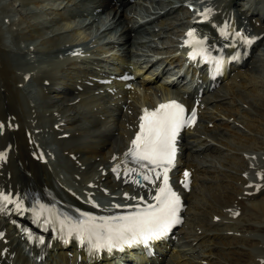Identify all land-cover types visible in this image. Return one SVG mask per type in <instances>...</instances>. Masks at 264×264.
Returning <instances> with one entry per match:
<instances>
[{
    "label": "bare ground",
    "instance_id": "6f19581e",
    "mask_svg": "<svg viewBox=\"0 0 264 264\" xmlns=\"http://www.w3.org/2000/svg\"><path fill=\"white\" fill-rule=\"evenodd\" d=\"M106 1L107 5L116 12L118 11V8L123 4L122 0L118 5L116 3L111 4L110 1L108 2V0ZM253 1L254 0H248V2ZM43 3L44 2H42L41 0H29L24 2V6L30 8V6L28 5L32 4L34 7L39 8L41 5H43ZM171 3L172 2H170L169 4ZM102 6L106 7L105 4H103ZM180 7L182 6L179 5L178 7H176L175 5H170L166 11H156L153 12V14L157 18L163 17L165 15H168L172 11H176ZM219 7L222 8V4ZM225 8L226 11L223 12L224 15H230L231 7L229 5H226ZM251 8H248L245 14H248V11H250V16H256L259 13H264V10H262V8L257 9L256 7H252V5ZM255 9H257V11H255ZM186 12L188 11L186 10L185 13ZM17 13L18 15L16 17H13L12 9L9 6H7L6 9L0 12V52L3 51V54L8 57V59L6 58L5 60L7 62H5V71L3 69V72H1L2 70L0 69L2 77L5 76L6 78L2 79L5 80L4 82H6L7 80V90H3V92L0 91V94L3 93V95L1 94V96L5 97L7 91H9L8 89H14L12 92L9 91L10 94H7L9 97L6 96L5 98L8 97L10 103L9 109L11 108L10 111L17 113L13 114L10 121H5V119L8 117L4 118V116L0 114V122L4 127H6V122H10L8 123L10 124V126H8V129L11 132L9 133L11 134L10 139L14 144V147H12L14 149L12 150L11 146L13 144L10 143L12 145H10L11 150L9 151V158L7 163L3 166V176L1 179L2 184L8 189L30 191V189L42 188L47 186L48 184H52L53 181L58 180L69 188H73L75 190L84 188L89 190L93 189L96 193H100L99 191H97V189H99L98 186L102 185L121 187L119 181L113 180L109 174L103 175L102 170H108L110 159L113 153L121 155V152L123 153V149L126 148L125 141L127 140V137L129 135V127L130 125H134L133 119L134 115L139 112V105L143 103L151 105L158 99L170 97L171 91L175 96L180 97L182 95L179 93L180 89L175 87V85L173 84L175 82V78L178 75L177 70H174L172 80L164 81V76L161 77L162 79L160 78V80L158 78L162 73V75L171 73L169 71L170 69L167 68V64L152 68V70L155 69V72L151 77L152 70L150 71L149 69L153 66V64L151 62H147L145 64L144 71L148 72L147 70H149V76L143 77L142 80L139 81L140 85H134V88L132 90H125L122 84L117 83L115 86L118 91L115 95L109 94L107 92H98V94L91 93L90 90L92 89L98 90L104 88L103 86H97L96 84H94L93 86L86 84L87 80H91L89 76L97 75L98 71H92V69L88 65L80 67L77 66V60H87L86 56H72V47L66 46V44H75L81 39L88 38L89 34L87 33V31L76 29H72L71 32L66 31L71 28V24L73 21H75V19H71L70 22L65 21L62 23L49 19L48 22L50 23V25L46 26L41 25L39 21L36 20L44 18L45 15L43 14V12H34L31 17H27L21 12ZM183 13L184 11L183 9H181V14ZM123 14L124 12H121V16ZM9 16H11L10 19L8 20V22H5L4 19ZM261 20L262 24H264V17ZM187 22L188 21L186 20V22L180 21L178 23H175L172 27L175 31V34L173 32L174 37L168 38L169 42H171L172 44L160 48V50H162L161 53L169 55L164 58V60H166L169 65L171 64L172 66H176L181 62V50L177 46L175 37L176 31L179 30L180 27H183ZM115 26L117 25H114V27ZM263 27L264 26L258 27L255 23L252 24V22L249 20V28L247 29L252 30V28H254L256 29L255 33H258L264 31ZM125 28H127L125 33L129 36L131 35V32L135 30L134 27L128 28V26H125ZM48 29L54 32L48 35L46 34ZM9 34L13 35L10 41L13 43L14 47L22 50L20 54L15 53L10 49V45L7 43V40H9ZM20 43H23L24 46H21ZM29 44H32L34 46L33 49L29 47ZM61 45L65 47L63 51L69 50L70 52L62 54L61 57H58L57 62H52V60L50 61L48 59L49 62H43L40 64L42 68H38V66L32 64H19V62L17 61V59H20L18 56L24 57V55H30L31 53H35L37 49H55L61 47ZM178 49L179 52L177 51ZM104 52H106V50L102 48L100 50V53ZM12 53L16 54V58H12L16 59L13 60L17 61L15 63L12 61V59H10V57L13 55ZM162 58L163 57H161L160 59ZM0 59L2 60L3 57ZM246 64L247 62H245V65ZM140 67L139 69L137 68L136 72L139 73L140 71H142V68ZM236 68L237 67H234L232 71L234 72ZM240 74L241 73H239V71L233 74L234 76L236 75V78L240 77L239 83L235 84L236 80L233 78L234 76H230L228 79L224 80V82L217 90L209 93V96L212 94H216L215 97H218L222 101H212L214 103L211 106L212 111L209 113V115H206L207 111H201L200 121L194 128V132H200V134L190 136V134L188 133L186 136V138L192 137L195 145L194 143L186 145V138L183 140L182 147L184 149V152L183 155L179 158L178 162H180L184 166L192 167L193 172L198 170L197 163L199 162L195 161L194 159L186 158L188 152L190 154V157L194 158L197 150L193 149V146L203 145L206 149L210 150L211 152L213 151V155L209 156L218 158L217 163L222 167L221 160L222 158H228L227 156L231 151L230 146L239 145L240 143L239 140L236 141L235 134L233 132H229L228 130L231 127H236L235 122H242L237 121L238 119H240V117L238 115V109L233 110V105L236 103V101L244 104L247 103L248 105H250V101L248 100V98H250L252 96L251 94H253L254 89L252 87L257 86L256 83L251 84L250 87L247 88L248 91L243 96V92L239 90V88L242 87L245 90V82L247 83L248 81L245 80L246 75ZM242 76L244 77L245 82L243 81ZM250 79H252V77H250ZM153 81H155V83H153ZM19 82H21V86L18 85ZM191 83L192 79L190 77V79L186 81V85L183 89H189L191 87ZM0 84L2 83L0 82ZM26 85H32L34 87L33 89H35L39 99L41 100L40 105L35 107L30 106V98L28 97V95H26V91L29 89V86ZM79 86H81L82 89H78ZM171 87H174V89H171ZM2 88H5V85H3ZM16 89L18 91H16ZM225 96L229 97L228 99L223 100ZM27 98H29L27 103L29 108L33 107L30 108L31 112H28L29 108L28 106H26V101H24ZM111 99H115V103H113V100ZM109 102H112L113 106H109ZM9 103L7 105H9ZM210 104L211 103H209V105ZM123 106H126V109L130 110V113H128L127 110H124ZM250 106L254 110H258V108L254 104H251ZM4 108L6 110V106ZM26 108H28V110ZM31 109L34 111L32 112ZM9 113L7 111L5 112L6 115H9ZM230 119L232 121H230ZM34 120H36L37 122L36 130H34L38 131L36 137L34 135L33 128L31 127V123ZM61 120L65 121V125L62 127V130H57L55 128V124ZM209 122L212 123L211 128L208 126ZM220 126L223 127V132H220ZM62 132H68V137L59 138V135ZM228 133H230L231 137L228 136ZM1 136H4V133ZM7 136L5 140H7ZM3 138H5V136ZM259 138L260 143L262 144V146L259 148L256 147L255 142L253 141L239 146L249 147L251 145H254L255 150H249L245 152L255 153V155L256 153L260 152V156L258 157H261L264 154V131ZM29 139H32L33 143H30ZM35 141L39 142L45 148L47 153V163L39 164L32 158L31 154L37 151V147L34 145ZM7 146L9 148L8 144ZM55 147L57 148L56 150L60 151V155L64 157L67 162L69 161L68 165H71V168H58L56 166L57 161L55 162V158L53 156V150ZM71 155H75V159H72L70 157ZM58 156L55 155V157ZM245 159L248 166L250 165L253 167L252 170L260 167L264 168V161L262 159H259V161H254L251 158H244V160ZM62 163L64 162H60V164ZM248 166L246 165L242 170H240V177L237 178V180H239V183H241L240 186H236V193L241 194V197L239 199L234 200V197L230 205H227L225 203L228 201L227 197L221 195V193L219 192L214 195L212 194V196L216 198L215 202H217V207H231L234 204L240 207V215L236 218L235 221H240L241 216H243L250 209H255L257 214H260V216H264V200L259 198L264 194V190L262 189L261 191H259L258 196L253 195L251 197H249L248 195L243 196V193H241L247 190V188H244L247 180L242 176L243 171L248 170L250 174L252 173V170H250ZM231 176L234 177L233 174H231ZM89 182H91L92 187L89 186ZM51 186H53V184ZM202 188L205 194L209 193L208 186L202 185ZM85 191L89 192L88 190ZM192 191L194 192L193 187L188 195L186 194L187 200L189 199V194H193ZM106 198L110 199L109 196H107ZM253 198H258L257 203H246L252 201ZM202 200L206 201V198L203 197V192H201L199 202H201ZM191 204L196 205L193 199L191 200L190 205ZM192 205L191 207L193 208L194 206ZM209 207L210 203L206 207H204L205 212L198 210L201 214L197 217L199 219H207L206 213L209 212L207 211ZM217 207L212 208V212H210V214H213L210 215V221L208 220V222L206 223L213 222V216L218 215L220 221L227 219V223L229 225H232V229H234L237 224L234 223L235 221H231V218L233 217L229 216L230 211L222 210L220 208L221 211H219V213L217 211ZM244 207L246 209H244ZM243 209L245 211H243ZM197 222L198 221H196L195 224ZM197 225L198 229L201 228L203 230L202 232H200V235L195 234L194 238H192L191 240L203 239L202 241L205 243L202 248L198 249V252L195 251L197 246H201L202 241L195 242L196 244L198 243V245L192 247V242L189 241L190 239H186L187 237H185V245H188V248H179L176 250L172 248L171 252L165 253L162 256L160 264H188L189 260L191 262L193 261L195 255H191L194 252H197V256L199 253L201 254V256H206L205 258H200L204 259L205 261L207 260V263L210 262L213 255L212 253H214V250L217 248L214 245L210 246V242L213 239H216L218 235L214 231V229L204 228L205 223L202 224L199 222ZM194 229L195 228H193V230ZM251 246H253L251 251L246 253V255L249 257V262L243 264H264V262L261 261L264 260V240L253 241L251 243ZM218 249L220 250L223 248ZM12 250L16 251V264H30V257L23 254L21 248L13 247ZM50 259L51 261L46 264H66L68 262L67 258L61 251L57 252V254L55 255L52 254L50 256ZM123 260L124 259L120 258L119 261H112L107 264H122L120 262ZM126 263L133 264V262L127 261ZM139 264H147V260L144 259L139 262ZM198 264L202 263L200 262ZM235 264L242 263L240 261V263Z\"/></svg>",
    "mask_w": 264,
    "mask_h": 264
},
{
    "label": "snow or ice",
    "instance_id": "6c2138e0",
    "mask_svg": "<svg viewBox=\"0 0 264 264\" xmlns=\"http://www.w3.org/2000/svg\"><path fill=\"white\" fill-rule=\"evenodd\" d=\"M204 18L207 19V15ZM221 33L226 35L224 29H221ZM186 35L188 39L184 43L190 45L192 49L188 53L189 58L196 60L200 57L204 62H212L215 64V70L219 72L225 61L223 58L211 55L205 47L207 38L197 39L195 30H190ZM235 36L243 43H252V40L244 37L239 31L235 32ZM184 111V107L176 101L161 104L154 111L145 109L144 115L140 117L139 131L131 140V147L126 153L140 169H147V173L143 174V180L157 185L155 194L151 197L155 203H149L143 209H139L137 205V210L127 215L99 220L89 215L76 219L64 217L59 220L60 232L68 237L79 238L81 243L87 241L91 245L90 251L107 249L111 252L113 249L122 250L125 246L133 244L148 246L151 241L165 236L173 224L179 223L177 213L180 198L172 190L168 173L173 166L176 134L182 126L195 122V111L188 118L185 117ZM2 155L0 153V158ZM184 176L183 183L187 187L188 173L185 172ZM8 203H15L17 211L23 209L21 202L13 201L8 195L0 194V211H4Z\"/></svg>",
    "mask_w": 264,
    "mask_h": 264
},
{
    "label": "rangeland",
    "instance_id": "374dc122",
    "mask_svg": "<svg viewBox=\"0 0 264 264\" xmlns=\"http://www.w3.org/2000/svg\"><path fill=\"white\" fill-rule=\"evenodd\" d=\"M18 2H20V0H8V3L10 4V5H12V6H14V7H16L17 9H19V10H21V11H27L26 9H24L21 5L20 6H17V3ZM72 2H73V0H60L57 4H55L54 3V6H56V7H58L59 6V8L60 7H63L62 9H49V10H47V12H48V15L50 16V17H58V16H60L61 14H62V12L63 11H65L67 8H70L72 5ZM45 4H47V5H51L50 3H45ZM249 8H251V5H250V7ZM262 10H264V8H262ZM84 22V21H83ZM82 22V23H83ZM79 22H75V23H73V24H78ZM173 32H174V34H175V31H174V29H173ZM146 47L144 46V45H138L137 46V49L140 51V50H143V49H145ZM16 53V52H15ZM13 54V53H12ZM20 54V53H19ZM13 56V55H12ZM3 57V61L0 59V69L2 70L1 72H3V69H4V71H5V69H6V64H5V60H6V58L8 59V57L7 56H5L4 54H3V51H1L0 52V58H2ZM13 57H15L16 58V55L15 56H13ZM19 58H21L20 56H18ZM12 59V61L13 60H16V59ZM162 59H164V58H162ZM263 59V61H260V60H262ZM9 61V60H8ZM17 61L19 62V64H20V61H19V59H17ZM17 61H13L14 63L15 62H17ZM152 61V58H150V59H148L147 61H144V63L146 64L147 62L148 63H150ZM3 62V63H2ZM10 62H11V60H10ZM7 63V62H6ZM5 64V65H4ZM256 64L258 65V68L260 69L258 72H256V75H255V80H257V81H255V82H258L257 84H258V89H257V95H256V97H255V103L256 104H258L259 106H261V107H264L263 105H264V49H262L260 52H259V54H258V57H257V59H256ZM171 65V64H170ZM158 66H160V65H158ZM4 67V68H3ZM147 67V66H146ZM140 68H142L141 70L143 71V73H142V76H141V78H140V81L142 80V78L143 77H146V76H149L148 75V73L152 70H150V71H148V72H146V71H144V69H145V65L144 66H141ZM156 68V67H155ZM1 72H0V82L2 83V84H0V91H2L3 92V90L4 91H6L7 90V80H6V82H4L5 80L4 79H2V78H5V76L4 77H2V74H1ZM155 72V69L154 70H152L151 71V77H152V74ZM4 74H5V72H4ZM165 78H163V80L164 81H168V80H172L173 79V73L171 74V76H167V78H166V76H164ZM242 78H243V81H244V77L242 76ZM6 79V78H5ZM245 82V81H244ZM21 82H19V84L18 85H22V84H20ZM153 83H155V81H153ZM256 84V85H257ZM3 85H5V88H2L3 87ZM251 85V84H250ZM250 85H248L247 86V83L245 82V90L247 89V88H249L250 87ZM26 86H29V85H26ZM242 88V87H241ZM241 88H239V90H241ZM10 92H12L13 90H12V88H10V89H8ZM242 90L243 91H245L244 90V88H242ZM9 91H7V94L9 93ZM16 91H18L17 89H16ZM15 91V92H16ZM246 91H248V90H246ZM6 93V92H5ZM5 93H4V95H5ZM2 95H3V93H1ZM1 94H0V103H1V105H0V109H2V110H0V114L1 115H3L4 116V118H6V117H8V118H6L5 119V121H10L11 119H12V116H13V114H17L16 112H12V111H10L11 110V108L9 109V107H10V103H9V100H8V95L6 94L5 95V97L6 96H8L7 98H5L4 96H1ZM10 94V93H9ZM245 94L243 93V96H244ZM251 95H253V94H251ZM3 97H4V99H3ZM37 97H38V95H37ZM33 98H36V97H33ZM3 99V100H2ZM28 99L29 98H27L26 100H24V101H26L25 103H26V106H28L27 105V103H28ZM38 99H39V97H38ZM4 101V102H3ZM7 101H8V103H9V105H7L8 103H7ZM31 102H32V100L30 99L29 100V104H30V106H33V107H35V106H38V105H40L41 104V100L39 99V101L38 102H36L35 104H31ZM40 102V103H39ZM44 102V101H43ZM2 103H4V104H2ZM7 103V104H6ZM16 104V103H15ZM23 105H24V102H23ZM6 106V110H5V107ZM256 106V105H255ZM33 107H30V108H33ZM124 107V106H123ZM257 107V106H256ZM28 108H29V106H28ZM28 108H26L27 110H28ZM30 108H29V110H28V112L30 111ZM258 108V110H257V112H258V114H259V116H257L256 117V121H257V123H255V119L253 118V116H252V114H250V115H248V118H251V122L253 123V127L255 128V130H256V135L257 136H259V133H257V131L258 130H264V115H263V113H264V111L263 112H260L259 111V109H260V107H257ZM8 109V110H7ZM235 109H239V108H234L233 110H235ZM5 110V111H4ZM32 110V109H31ZM4 111V112H3ZM10 112L9 113V115H6L5 114V112ZM34 110H32V112H33ZM31 112V111H30ZM33 115H34V113H33ZM238 115H239V111H238ZM261 115V116H260ZM263 115V116H262ZM224 118H226V117H224ZM35 121V122H34ZM34 121H32V123H31V127L33 128V132H34V135H35V137L37 136V132L38 131H34V130H36V125H37V122H36V120H34ZM237 121H241L240 119H238ZM8 123H10V122H8ZM35 123V124H34ZM12 125V124H11ZM231 125V124H230ZM8 126H10V124H8ZM232 128V127H231ZM234 128V127H233ZM249 128L251 129V126H249ZM4 130H5V132H3L4 133V136H5V138H3L4 136H1L0 137V142H1V146H2V144H3V147L4 146H7V144L9 145V151L11 150L10 149V145H12L13 143H12V140L10 139L11 138V134H9V133H11L10 132V130L9 129H6V127H4ZM220 130V129H219ZM220 132H223V129L222 130H220ZM230 132V131H229ZM251 132V130H249V133ZM7 134H8V136H7ZM254 134V135H255ZM6 136H7V140H9V141H7V140H5L6 139ZM239 136L241 137V141L242 142H244V139H245V135L244 134H239ZM9 137V138H8ZM2 139H4V140H2ZM236 140H237V138H236ZM248 142H250V141H248ZM247 142V143H248ZM10 143H12V144H10ZM246 143V144H247ZM256 144V143H255ZM194 145H195V143H194ZM8 147V146H7ZM12 147H14V144L11 146V148ZM247 147V146H246ZM215 148V147H214ZM14 148H12V150H13ZM57 148L55 147L54 148V150H53V156H54V160H55V162H56V166L58 167V168H71L70 166L71 165H68L69 164V161L67 162V160H65V158L64 157H62L60 154V151L59 150H56ZM193 149H195V150H197L196 151V154H195V156H198L199 157V154L201 153V151L202 152H204V151H207L208 149H206L203 145H199V146H193ZM216 152V151H215ZM235 153H237L238 155H239V153L238 152H235ZM215 154V153H214ZM255 154V153H254ZM55 155L56 156H58V157H55ZM213 155V154H212ZM61 157H62V160H61ZM228 158H222V160H221V162H223L224 161V159H231V158H233L234 157V155L233 154H231V153H229L228 154V156H227ZM243 157V156H242ZM256 157V158H255ZM243 158H250V157H243ZM57 159V160H56ZM215 159H217L218 160V158H214V157H210L209 156V159H208V161L210 162V161H212V160H215ZM251 159H253L254 161H259V159H260V157H258L257 156V153H256V155L254 156V157H252ZM59 160V161H58ZM61 160V161H60ZM263 161H264V159H262ZM197 161V160H196ZM60 162H64V163H62V164H60ZM66 162V163H65ZM197 162H201V158L199 159L198 158V161ZM227 165H229V166H227L226 167V171L227 172H232V173H234V166L233 165H231V164H229V163H227V162H225ZM237 163H240L241 164V161L239 160V161H236V164ZM60 164V165H59ZM63 164H65V165H63ZM71 164V163H70ZM62 165V166H61ZM67 165V166H66ZM221 165H222V163H221ZM64 166V167H63ZM250 166V165H249ZM208 167H212L211 165H209ZM215 167V166H214ZM252 167V166H251ZM203 168V167H202ZM216 168V167H215ZM253 168V167H252ZM252 168H249L250 170H252ZM198 169H199V167H198ZM222 169V168H221ZM221 169H220V171H218V172H216L215 173V175L213 174V173H211V174H209V173H205V176L207 177H209V178H212V179H214L215 178V176L217 175V181H218V187L216 188V192H215V190H213V189H211V187L210 186H208L207 184H206V186H208V191H209V193H207V194H205V192H204V190H203V188H200V181L198 180V181H196V185H195V196H194V198H192L194 201H195V203H196V205L195 204H191L192 206H194V208H192V207H189V209L190 208H192L191 209V212L192 213H190V218H192V220H193V222L191 223V224H193L195 221H196V217H197V215H200L201 213L198 211V210H201V211H204L205 212V210H204V207L202 208V209H200V208H198V209H195L196 207H198V205L200 204V202H199V198H200V195H201V192H203V197H205L206 198V201L208 202V203H210V207L207 209V211H209V212H207L206 213V215H207V217L209 216L208 214H210V212H212V208H214V207H217V205H215L213 202H215V197H213L212 196V194L214 195V194H216L217 193V191L219 190V191H221L222 193L224 192L225 193V195H223V196H225V197H227V199H231L232 198V194H227L226 195V193L227 192H230V187H231V184L232 183H235L234 181H230L229 179V177H225V172L224 171H221ZM213 171V170H212ZM231 173V174H232ZM214 175V176H213ZM202 176V174H200V176L199 177H201ZM240 177V176H239ZM216 182V181H215ZM237 183V182H236ZM203 185H205V184H203ZM201 190H203V191H201ZM235 189H234V186H233V191H234ZM264 190V189H263ZM199 192V193H198ZM237 192V191H236ZM235 192V193H236ZM192 193V192H191ZM222 193H221V195H222ZM237 194V193H236ZM228 195H229V198H228ZM236 196V195H235ZM234 196V197H235ZM233 197V198H234ZM211 201H213V202H211ZM233 201V200H232ZM232 201H230V202H232ZM257 201H258V198H253L252 199V201H250V202H246V203H251V202H255V203H257ZM216 204H217V202H215ZM245 203V204H246ZM212 205H213V207H212ZM218 208V209H217ZM216 209H217V211L219 212V211H221V209H223V208H221V207H217ZM221 208V209H220ZM244 209H246L245 207H244ZM243 209V211H245ZM253 211V210H252ZM251 210L248 212V214L246 215V216H244L243 217V222H242V225L241 226H239L238 228L241 230V231H244V230H249L247 227H249V228H252V230H254L255 228H259V230H261V232L260 233H258V234H262V235H264V231H263V229L262 228H264V216H260V214H257V212L256 211H253L252 212ZM252 212V213H251ZM256 212V213H255ZM220 213V212H219ZM213 214V213H212ZM211 214V215H212ZM205 215V216H206ZM194 217V218H193ZM256 217H257V219H258V222H257V219H256ZM208 220H209V218H208ZM236 219H233V218H231V221H235ZM210 221V220H209ZM238 222L239 221H235L234 223L235 224H238ZM211 225L212 227L213 226H216L217 224H214L213 222H210V223H205V225ZM251 225H253V226H251ZM194 226H195V224H194ZM194 226H193V228H194ZM230 226H232V225H230ZM226 230L228 229V228H225ZM212 232V231H211ZM192 234H190V236H191ZM233 237H235V235L233 236ZM253 237H257V236H253ZM253 237H250V239H252ZM259 237V236H258ZM197 241L196 242H201L199 239H196ZM190 242H192V240H189ZM211 242H213V243H211ZM210 242V246L211 245H214L215 246V242H218V241H215V239H213L212 241ZM250 241H246L244 238H238L237 240H234V241H231L230 243H228V242H226V245L224 246L227 250H229V251H232L234 248H238V250H236L235 252H232V254H231V259H229L228 261H226V262H224L223 264H235V263H240V261H241V263H245L246 261H247V263L249 262V257H248V260H247V257H245L244 256V253L245 252H248L249 251V249H251V245H250V243H249ZM203 243V244H202ZM202 243H201V246H199V248L198 249H201L202 248V246L204 245V243L205 242H203L202 241ZM207 243V242H206ZM220 244V243H219ZM240 245H243V248L242 247H240ZM191 246L192 247H195L196 246V243H194V245H192L191 244ZM197 249V247H196V249H195V251H199ZM243 249V250H242ZM215 250H217V251H215ZM214 250V253H212V254H214L213 255V259H212V261H211V264H221V259L217 256V254H215V252H219V253H223L224 251H223V249H218V248H216ZM198 258H205L206 256H201V254L199 253L198 254ZM199 259V261H202V260H204V259ZM230 258V257H229ZM195 261H198V259L197 258H195L194 259ZM194 260L192 261V262H194ZM200 263V262H199ZM202 263V262H201ZM196 264H198V263H196Z\"/></svg>",
    "mask_w": 264,
    "mask_h": 264
}]
</instances>
